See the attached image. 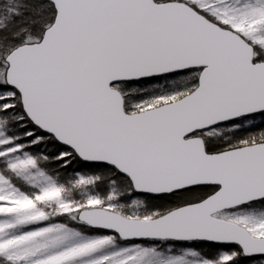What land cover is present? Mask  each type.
Returning a JSON list of instances; mask_svg holds the SVG:
<instances>
[{
  "label": "snow or ice",
  "instance_id": "obj_1",
  "mask_svg": "<svg viewBox=\"0 0 264 264\" xmlns=\"http://www.w3.org/2000/svg\"><path fill=\"white\" fill-rule=\"evenodd\" d=\"M0 264H264V0H0Z\"/></svg>",
  "mask_w": 264,
  "mask_h": 264
}]
</instances>
